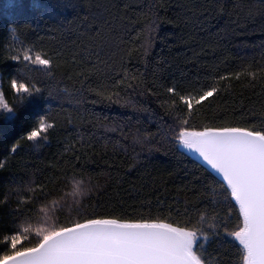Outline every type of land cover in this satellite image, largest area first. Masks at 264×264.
<instances>
[{
	"label": "trees",
	"instance_id": "trees-1",
	"mask_svg": "<svg viewBox=\"0 0 264 264\" xmlns=\"http://www.w3.org/2000/svg\"><path fill=\"white\" fill-rule=\"evenodd\" d=\"M149 16L159 21L153 44L146 58L134 52L130 63L125 60L130 73H144L149 85L155 80V90L161 94L160 85L173 79L216 82L221 91L205 102L203 112L194 118L196 123H220L222 117L226 122L259 125L264 119V72L260 71L264 67V0H0V68L11 67L7 55L14 40L9 29L15 26L16 39L26 46L60 54L57 76L63 80L61 88H67L51 107L56 128L47 141L31 147L25 142L12 154L10 147L21 130L0 134V164L4 165L0 211L10 212L20 199L31 196L26 191L29 182H36L37 192L40 182L47 183L46 191L55 193L49 201L61 198L64 206L57 213L61 222L70 215L75 219L74 209L81 204L88 212L135 217L142 207L155 208L158 200L164 202L165 215L168 205L183 209L186 199L195 201L188 189L200 186L196 177L204 174L189 163L192 157L165 154L171 133L162 119L163 95L122 92L121 103L115 104L88 88L108 82L105 62L120 70V50L138 46L136 34ZM97 28L103 36H98ZM93 50L99 57L92 55ZM72 57L76 66L87 64L94 73L83 90L82 78L65 75L74 66L65 67L64 62ZM97 61L100 69L94 70L92 64ZM236 73H241L239 80ZM220 76L229 79L218 80ZM3 87L8 90L7 77ZM137 135L149 137L161 150L149 152L134 144ZM73 166L83 170L76 179L96 185L83 197L70 195ZM206 247L209 259H215L217 250L210 244Z\"/></svg>",
	"mask_w": 264,
	"mask_h": 264
},
{
	"label": "snow or ice",
	"instance_id": "snow-or-ice-1",
	"mask_svg": "<svg viewBox=\"0 0 264 264\" xmlns=\"http://www.w3.org/2000/svg\"><path fill=\"white\" fill-rule=\"evenodd\" d=\"M158 22V18L149 16L136 34L138 46L120 50V70L105 62L104 79L108 82L94 89L89 84L88 88L115 104L121 103L122 92L126 96L163 95L162 119L171 133L165 154L178 152L186 159L192 157L189 163L204 174L196 177L200 186L194 184L188 189L195 201L186 199L183 209L168 205L165 215L164 202L158 200L155 208L142 207L135 217L88 212L81 204L74 209L75 219L70 215L61 222L57 215L64 206L61 198L49 201L55 193L46 191L47 183L40 182L37 192L33 187L36 182H29L26 191L32 195L20 199L10 212L0 211V264H264V119L259 125L226 122L222 117L220 123H196L194 118L203 112L205 102L221 91L216 82L173 79L160 85L161 94L155 90V80L149 85L144 73H130L125 60L130 63L134 52L143 58L148 56ZM96 31L103 36L102 29ZM9 32L14 44L7 55L11 67L0 68V134L21 130L10 147L15 154L25 142L31 147L47 141L56 128L51 107L67 88H61L63 80L57 76L59 53L26 46L16 39L15 26ZM92 55L99 57L100 53L93 50ZM69 63L74 67L65 75L82 78L83 90L94 73L87 64L76 66L75 57L66 60L64 66ZM92 69H100L99 61L92 64ZM109 69L115 74L111 75ZM260 71L264 72V67ZM251 75L255 79L256 73ZM240 76L236 73L235 78L239 80ZM5 77L7 91L3 87ZM226 79L229 77L218 78ZM133 141L149 152L161 150L147 136L137 135ZM71 172L73 197H83L96 187L91 180L85 183L76 179L83 175L82 169L73 166ZM64 175L67 181V170ZM3 204L9 207L6 198ZM207 244L217 250L213 260L209 259Z\"/></svg>",
	"mask_w": 264,
	"mask_h": 264
}]
</instances>
